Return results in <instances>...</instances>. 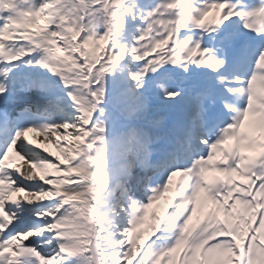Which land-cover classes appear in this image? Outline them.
I'll use <instances>...</instances> for the list:
<instances>
[{
    "label": "snow or ice",
    "instance_id": "obj_1",
    "mask_svg": "<svg viewBox=\"0 0 264 264\" xmlns=\"http://www.w3.org/2000/svg\"><path fill=\"white\" fill-rule=\"evenodd\" d=\"M0 264H264V0H0Z\"/></svg>",
    "mask_w": 264,
    "mask_h": 264
},
{
    "label": "rangeland",
    "instance_id": "obj_2",
    "mask_svg": "<svg viewBox=\"0 0 264 264\" xmlns=\"http://www.w3.org/2000/svg\"><path fill=\"white\" fill-rule=\"evenodd\" d=\"M41 135V138L37 135V134ZM36 134V135H35ZM31 136L33 137H38L41 140H44L43 144H42V148H40L41 150H47V152H51L53 154V157L59 156L61 159H63V153L53 144L50 142V140H48L46 138V134H41L39 132H32L29 133V138L31 139ZM70 139V138H69ZM66 142H62V146H64ZM12 155V157H14V153H10V156ZM18 158V157H16ZM24 162L23 161H18V159H16L13 164L14 165H22ZM208 177L209 179H213L216 177H220V174L218 173V175L215 173V171H211L208 173ZM237 180L242 179L237 177ZM173 192L174 189H171L169 192H166L163 194V196H161V198L156 201L153 206L151 208H149L148 210V215L145 218L143 224L147 226V233H151L154 225L157 223L156 220L153 219V212L156 213L157 216L161 215L164 213L165 208L167 207L169 200L172 198L173 196ZM202 207L205 211L210 210L213 206L211 204H209L208 202H204L202 204ZM171 210V209H170ZM199 215V214H198ZM222 215V213H221ZM195 217H194V222H195ZM144 238L142 237L141 240H143Z\"/></svg>",
    "mask_w": 264,
    "mask_h": 264
},
{
    "label": "bare ground",
    "instance_id": "obj_3",
    "mask_svg": "<svg viewBox=\"0 0 264 264\" xmlns=\"http://www.w3.org/2000/svg\"><path fill=\"white\" fill-rule=\"evenodd\" d=\"M37 135L41 138V135L40 134H37ZM31 140H32V142H33L34 145H39L40 147L42 146V144L44 142V140L39 139L37 136L36 137L31 136ZM14 160L15 159H12V161H14Z\"/></svg>",
    "mask_w": 264,
    "mask_h": 264
},
{
    "label": "trees",
    "instance_id": "obj_4",
    "mask_svg": "<svg viewBox=\"0 0 264 264\" xmlns=\"http://www.w3.org/2000/svg\"><path fill=\"white\" fill-rule=\"evenodd\" d=\"M138 231H140V232L143 234V233L146 231V229H143V228H142V225H140ZM141 236H142V235H141Z\"/></svg>",
    "mask_w": 264,
    "mask_h": 264
}]
</instances>
